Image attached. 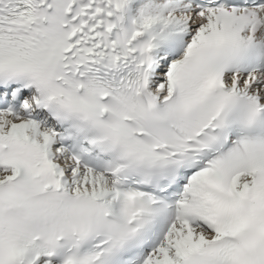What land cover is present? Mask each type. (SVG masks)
<instances>
[{
    "label": "snow or ice",
    "instance_id": "snow-or-ice-1",
    "mask_svg": "<svg viewBox=\"0 0 264 264\" xmlns=\"http://www.w3.org/2000/svg\"><path fill=\"white\" fill-rule=\"evenodd\" d=\"M0 264H264V0H0Z\"/></svg>",
    "mask_w": 264,
    "mask_h": 264
}]
</instances>
